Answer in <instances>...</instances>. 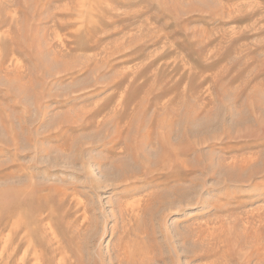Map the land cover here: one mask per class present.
I'll return each instance as SVG.
<instances>
[{
    "label": "rangeland",
    "instance_id": "rangeland-1",
    "mask_svg": "<svg viewBox=\"0 0 264 264\" xmlns=\"http://www.w3.org/2000/svg\"><path fill=\"white\" fill-rule=\"evenodd\" d=\"M0 264H264V0H0Z\"/></svg>",
    "mask_w": 264,
    "mask_h": 264
},
{
    "label": "bare ground",
    "instance_id": "bare-ground-1",
    "mask_svg": "<svg viewBox=\"0 0 264 264\" xmlns=\"http://www.w3.org/2000/svg\"><path fill=\"white\" fill-rule=\"evenodd\" d=\"M86 28H87V27H86ZM100 29H101V28H100ZM86 30H87V29H86ZM99 38H100V37H99ZM93 56H94V55H93ZM86 67H87V66H86ZM171 123H172V122H171ZM173 125H174V124H173ZM182 127H183V126H182ZM184 127H185V126H184ZM165 128H166V127H165ZM183 129H184V128H183ZM188 129H189V128H188ZM171 130H172V129H171ZM175 130H176V129H175ZM178 130H179V129H178ZM163 131L165 132V130H163ZM169 131H170V130H169ZM173 131H174V130H172V132H173ZM182 132H183V131H181L180 134H183ZM246 132H247V131H246ZM170 133H171V132H170ZM170 133H168L166 136L163 135L164 133H163L162 135L167 139ZM173 133H175V132H173ZM177 133H178V131H177ZM188 133H189V132H188ZM244 133H245V132H244ZM175 134H176V133H175ZM248 134H249V133H248ZM248 134H246V135H248ZM171 136H173V135H171ZM171 136H170V137H171ZM180 136H181V135H180ZM159 137H160V136H159ZM164 137H163V138H164ZM175 137H176V136H175ZM247 137H248V136H247ZM172 138H173V137H172ZM176 138H177V137H176ZM178 138H179V136H178ZM166 139H165V140H166ZM169 140H171V139H169ZM179 140H182V139L179 138ZM182 141H183V140H182ZM186 141H187V140H186ZM158 142H159V140H158ZM169 142H170V141H169ZM169 142H168V143H169ZM171 142H173V141H171ZM171 142H170V143H171ZM184 142H185V141H183L182 143H184ZM185 143H186V142H185ZM161 144H162V143H160V145H161ZM163 145H164V144H163ZM168 145H169V144H168ZM170 145H171V144H170ZM222 145H223V144H222ZM185 146H187V145L185 144ZM185 146H183V147H185ZM171 147H172V145H171ZM178 147H179V146H178ZM189 147H190V146H189ZM154 148H155V147H154ZM172 148H173V147H172ZM176 148H177V146H176ZM121 149H122V148H121ZM183 149H184V148H183ZM183 149H182V150H183ZM136 150H137V149H136ZM175 150H177V149H175ZM175 150H174V151H175ZM137 151H139V150H137ZM164 151H165V150H164ZM166 151H167V150H166ZM177 151H178V150H177ZM179 151H180V149H179ZM135 152H136V151H135ZM154 152H156V151H154ZM157 152H158V151H157ZM164 153H165V152H164ZM167 153H168V152H166V153H165L166 156H165V157H162V159L160 160V161L162 162L161 164H163V166H160V167L165 168V167L167 166V164H168V165H171L172 167H169L168 169L165 168V169H163V170H169V169H172V168L176 167V166H173V165H172V160H171L174 156L169 160V156L167 155ZM173 153H174V152H173ZM178 153H179V152H178ZM132 154H133V152H132ZM176 154H177V153H176ZM162 155H163V154H162ZM250 157H252V156H250ZM250 157H243L242 159H240V160H238V161H234V163L237 162V164H234V166H235V165H238L240 168L246 167V165H248V164L250 163V160H251V159H249ZM139 158H140V157H139ZM142 158H143V160L148 159V158H146L145 155H144ZM178 158H179V160H180V157H178ZM181 158H182V156H181ZM137 159H138V157H137ZM137 159H136V160H137ZM174 159H175V158H174ZM174 159H173V160H174ZM183 159H184V158H183ZM185 159H186V158H185ZM134 160H135V159H134ZM141 160H142V159H141ZM179 160H178V161H179ZM160 161H159V162H160ZM168 161H169V162H168ZM176 161H177V159H176ZM178 161H177L176 164H180V162H178ZM186 161H187V160H186ZM117 162H118V161H117ZM145 162H146V161H145ZM145 162H143L142 164H144ZM159 162H157V163H159ZM167 162H168V163H167ZM181 162H182V161H181ZM164 163H165V164H164ZM184 163L186 164L185 160H183V166H184ZM145 164H146V166H147V165H150V164H147V163H145ZM255 164H256V163H255ZM156 165H157V164H156ZM185 166H186V168H187V165H185ZM151 167H152V166H150V168H151ZM158 167H159V164H158ZM156 168H157V167H156ZM153 169H154V168H153ZM153 169H152V170H153ZM157 169H158V168H157ZM159 170H160V169H158V171H159ZM163 170H162V171H163ZM174 170H175V169H174ZM155 171H156V169H155ZM155 171L153 170V172H155ZM160 171H161V170H160ZM11 237H12V236H11ZM198 237H199V236H198ZM46 247H47V246H46ZM47 253H48V252H47Z\"/></svg>",
    "mask_w": 264,
    "mask_h": 264
}]
</instances>
